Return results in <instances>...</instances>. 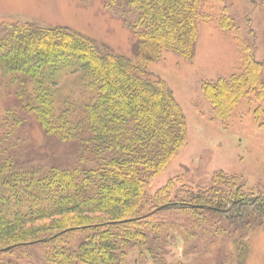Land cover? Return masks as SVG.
Masks as SVG:
<instances>
[{
	"label": "trees",
	"instance_id": "1",
	"mask_svg": "<svg viewBox=\"0 0 264 264\" xmlns=\"http://www.w3.org/2000/svg\"><path fill=\"white\" fill-rule=\"evenodd\" d=\"M103 6L130 27V57L64 26H0V264L31 257L35 248L50 264H123L136 247L162 264L156 257L173 230L163 214H194L197 223L204 214L219 216L231 225L234 213L245 223L264 215V197L248 196L222 173L209 188L175 191L171 180L152 198L146 195L187 133L171 89L148 65L164 51L191 60L197 22L210 17L200 0H103ZM213 21L232 36L239 66L229 78L203 82V97L223 122L241 100L259 102L253 113L259 121L264 64L233 32L226 7ZM31 121L47 141L69 146V165L17 158L18 131ZM236 240L230 258L246 264L249 243Z\"/></svg>",
	"mask_w": 264,
	"mask_h": 264
},
{
	"label": "rangeland",
	"instance_id": "2",
	"mask_svg": "<svg viewBox=\"0 0 264 264\" xmlns=\"http://www.w3.org/2000/svg\"><path fill=\"white\" fill-rule=\"evenodd\" d=\"M200 4L201 12L210 20L200 18L197 22L194 57L187 61L176 53L164 51L147 68L171 89L184 114L187 133L184 147L148 182L146 195L152 198L171 180L175 191L209 188L213 175L222 173L236 178L248 196L264 197V127L261 126L264 118L256 121L253 117L261 103L241 100L231 117L223 122L214 117L201 92L203 82L229 78L239 66L232 36L213 21L222 7L227 8L233 19V32L251 46L255 60L264 64V0H200ZM13 22L68 27L123 57H130L135 41L128 24L105 9L103 0H0V26ZM261 79L264 80V65ZM16 140L18 147L14 154L20 160L46 166L71 163L69 146L57 147L53 140L48 142L32 121L20 127ZM237 215L234 213V225H231L219 216L204 214L197 223L194 214L188 218L163 214L161 218L173 224L172 238L156 260L162 264H233L230 257L234 241L243 238L250 247L246 264H264V215L256 220L248 219L249 223ZM186 232L194 236L189 238ZM29 253L31 257L12 258L11 263L50 264L38 249ZM153 263L150 255L137 247L128 250L123 261V264Z\"/></svg>",
	"mask_w": 264,
	"mask_h": 264
}]
</instances>
